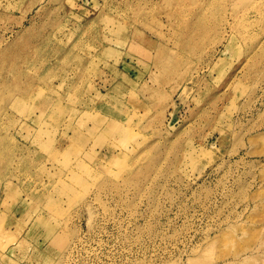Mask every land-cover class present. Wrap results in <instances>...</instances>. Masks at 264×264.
Listing matches in <instances>:
<instances>
[{"label":"rangeland","instance_id":"1","mask_svg":"<svg viewBox=\"0 0 264 264\" xmlns=\"http://www.w3.org/2000/svg\"><path fill=\"white\" fill-rule=\"evenodd\" d=\"M0 264H264V0H0Z\"/></svg>","mask_w":264,"mask_h":264}]
</instances>
